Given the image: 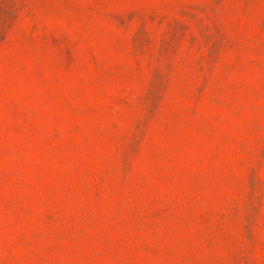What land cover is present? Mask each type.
<instances>
[{
  "label": "rangeland",
  "instance_id": "1",
  "mask_svg": "<svg viewBox=\"0 0 264 264\" xmlns=\"http://www.w3.org/2000/svg\"><path fill=\"white\" fill-rule=\"evenodd\" d=\"M0 264H264V0H0Z\"/></svg>",
  "mask_w": 264,
  "mask_h": 264
}]
</instances>
